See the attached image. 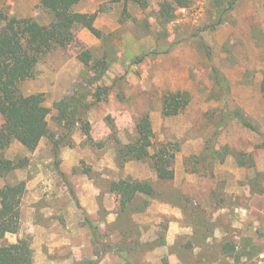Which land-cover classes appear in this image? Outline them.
I'll list each match as a JSON object with an SVG mask.
<instances>
[{
    "label": "rangeland",
    "instance_id": "374dc122",
    "mask_svg": "<svg viewBox=\"0 0 264 264\" xmlns=\"http://www.w3.org/2000/svg\"><path fill=\"white\" fill-rule=\"evenodd\" d=\"M40 1L0 0V11L49 25L53 17ZM214 1L169 6L167 17L163 0H149L146 8L123 0L74 6L97 13L102 37L79 27L71 45L40 60L20 90L44 94L54 136L35 151L15 141L3 153L25 165L0 178V188L26 183L21 228L7 241L29 238L33 264H234L225 243L241 251L256 245L240 264H264V0L239 2L216 27ZM86 52L88 65L80 57ZM99 87L107 91L86 110ZM180 92L188 105L166 116L164 97ZM85 110L69 134L74 112ZM236 112L257 132L234 119ZM146 114L157 142L179 144L173 180H158L149 160L118 162L117 149L136 138ZM121 179L149 181L156 194L138 197L122 214L111 191Z\"/></svg>",
    "mask_w": 264,
    "mask_h": 264
},
{
    "label": "trees",
    "instance_id": "16d2710c",
    "mask_svg": "<svg viewBox=\"0 0 264 264\" xmlns=\"http://www.w3.org/2000/svg\"><path fill=\"white\" fill-rule=\"evenodd\" d=\"M79 1L41 0V7L53 17L49 25H42L31 18L8 17L0 11V20L4 23L0 30V114L4 120L0 126V178H5L25 165L24 160L15 163L3 156L4 151L13 142L17 141L29 151H35L44 138L54 136L49 127V109L45 106L44 94L24 95L20 90V85L35 77L38 63L48 52L71 45L76 39L77 28H85L97 38L102 37L101 31L95 26L97 13L74 11L73 8ZM123 1L126 5L135 3L143 8H146L149 3V0ZM193 1L163 0L161 13L167 17L170 15L169 6L187 9ZM241 1L243 0H215L214 5L218 11V17L213 27L223 24L227 15ZM80 57L86 65L89 64L91 58L88 52ZM142 60L143 58H138L136 64ZM97 66H101V63L98 62ZM104 91L107 89L97 88L94 93V102L87 105L86 110L101 101ZM185 97L181 92L166 95L163 102L164 114L166 116L178 115L189 103L188 98ZM58 107L61 119H69L67 106L63 104ZM86 110L74 112V120L70 123V127L73 126V128L69 129V134L73 132L78 120H82ZM233 118L244 127L257 132L256 126L241 112H236ZM55 143L54 153L58 157L60 144L57 141ZM178 152H180L178 143H164L155 140L150 116L146 114L137 122L136 138L117 149V159L120 166L131 160H149L156 171L158 180L170 181L175 177L173 166ZM208 153L217 157V152L214 150L208 149ZM242 162V160L238 161L240 165ZM25 190L24 181L6 184L0 188V264H33L34 252L29 238H19L13 243L7 241L9 234H17L21 228L20 206ZM111 191L120 197L122 214H127V210L138 197L156 194V188L151 182L132 179L112 182ZM86 221L92 229L94 242L101 243L96 224L90 218ZM222 248L234 264H240L243 257L253 256L258 247L250 244L243 246L241 251L235 245L225 243ZM120 254L126 260L129 259L126 254Z\"/></svg>",
    "mask_w": 264,
    "mask_h": 264
},
{
    "label": "crops",
    "instance_id": "0c3cea01",
    "mask_svg": "<svg viewBox=\"0 0 264 264\" xmlns=\"http://www.w3.org/2000/svg\"><path fill=\"white\" fill-rule=\"evenodd\" d=\"M31 188H32V190L30 191V193L33 195V194L36 193L37 191H34V185H31L29 189H31Z\"/></svg>",
    "mask_w": 264,
    "mask_h": 264
}]
</instances>
